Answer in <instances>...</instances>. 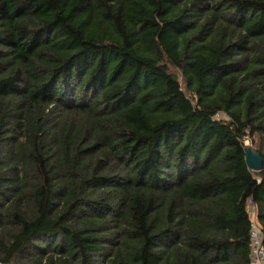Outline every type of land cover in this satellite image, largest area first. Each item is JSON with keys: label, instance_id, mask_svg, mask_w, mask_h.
<instances>
[{"label": "trees", "instance_id": "obj_1", "mask_svg": "<svg viewBox=\"0 0 264 264\" xmlns=\"http://www.w3.org/2000/svg\"><path fill=\"white\" fill-rule=\"evenodd\" d=\"M246 140L264 0H0V264H249Z\"/></svg>", "mask_w": 264, "mask_h": 264}, {"label": "built area", "instance_id": "obj_2", "mask_svg": "<svg viewBox=\"0 0 264 264\" xmlns=\"http://www.w3.org/2000/svg\"><path fill=\"white\" fill-rule=\"evenodd\" d=\"M249 206L251 220L249 232V264H264V234L258 222L255 207L251 203H249Z\"/></svg>", "mask_w": 264, "mask_h": 264}, {"label": "water", "instance_id": "obj_3", "mask_svg": "<svg viewBox=\"0 0 264 264\" xmlns=\"http://www.w3.org/2000/svg\"><path fill=\"white\" fill-rule=\"evenodd\" d=\"M246 164L251 171L263 170V160L260 155L251 147L246 148Z\"/></svg>", "mask_w": 264, "mask_h": 264}, {"label": "rangeland", "instance_id": "obj_4", "mask_svg": "<svg viewBox=\"0 0 264 264\" xmlns=\"http://www.w3.org/2000/svg\"><path fill=\"white\" fill-rule=\"evenodd\" d=\"M174 73H176V75L180 78V81L182 82V79H181V77H180V73H179V71H177V70H172ZM221 117H223V118H225V116L224 115H221ZM245 145L247 146V147H251V148H253V149H255L254 148V146H253V144H252V142L250 141V140H246V142H245ZM252 213V212H251Z\"/></svg>", "mask_w": 264, "mask_h": 264}]
</instances>
